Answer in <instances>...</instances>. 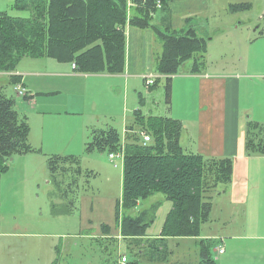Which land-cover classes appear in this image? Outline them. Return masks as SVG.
Instances as JSON below:
<instances>
[{
  "label": "crops",
  "instance_id": "1",
  "mask_svg": "<svg viewBox=\"0 0 264 264\" xmlns=\"http://www.w3.org/2000/svg\"><path fill=\"white\" fill-rule=\"evenodd\" d=\"M207 1L197 0L204 7ZM184 14L186 21L191 14ZM162 15L175 30L171 14ZM233 31L218 35L216 42L215 37L209 38L205 65L199 73L183 71L172 77L170 109L164 105L161 116L181 125L179 144L184 151L231 161L230 182L225 190L213 194L209 222L201 227L220 226L201 238L214 241L215 249L222 248V253H214L213 248L216 264H264V152L254 149L264 147V33L246 31L236 37L237 28ZM146 33L148 29L126 26L125 65L119 74L79 73L72 63L51 58H24L18 64L13 74L23 95L10 85L15 110L26 118L28 143L39 153L11 157L0 174V264H17L20 240L49 238L46 233L34 232L38 228L33 220L20 225L18 213L6 206L8 199H15L13 206L34 218L36 213L60 210L67 195L61 196L57 189L59 202L55 203L54 196L48 199L49 192L40 189L49 179L46 159L81 155L79 151L90 141L93 130L118 132L121 124L122 133L128 127L126 115L134 118V111H143L129 108L130 98L140 90L138 81L143 85L148 75L163 80L155 72L161 49L153 54L149 51L152 34L146 38ZM0 77L8 84L7 73ZM97 106L103 112L97 111ZM118 106L123 111L119 112ZM251 125L256 128L250 130ZM237 214L244 220L235 224ZM20 228L25 231L19 232ZM102 228V236L109 238L110 227ZM6 242L14 246L4 249ZM47 250L50 252V246ZM51 264H57L56 259Z\"/></svg>",
  "mask_w": 264,
  "mask_h": 264
},
{
  "label": "trees",
  "instance_id": "2",
  "mask_svg": "<svg viewBox=\"0 0 264 264\" xmlns=\"http://www.w3.org/2000/svg\"><path fill=\"white\" fill-rule=\"evenodd\" d=\"M175 1L16 0L13 8L29 12V16L15 18L0 13V73L15 72L24 58H51L59 63H72L74 71L85 74L122 73L126 26L147 29L151 17L157 11L170 13L169 6ZM129 2L132 4L130 8L127 7ZM156 2L160 3L159 9L155 7ZM161 23L171 30L168 18H161ZM192 26H188L185 35L165 36L157 33L162 42V51L155 72L164 77V105L168 111L171 105V79L177 74L179 65L196 54H200L199 60L193 59L190 73H199L205 65L209 39L197 37ZM9 78L14 80L10 84L14 87L18 83L17 77ZM158 80L148 87L155 86ZM134 118L139 129L135 125L126 127L127 136L124 134L123 138L122 212L130 211L137 201L161 193L171 202V209L159 234L160 243L163 244V240L168 238L198 237L202 225L209 222L213 194L225 190L230 182V159H209L184 151L179 144L182 127L168 117L144 118L137 110ZM253 128L256 126L251 125L249 129ZM139 132H154V135L147 134L149 143L137 145L135 143L141 141ZM28 133L26 118L15 110L14 98L1 88L0 174L6 171L7 161L11 157L34 151L39 153L29 145ZM121 141L122 137L115 129L93 130L84 150L87 153L107 152L108 155L120 149ZM254 149L264 152V147ZM46 168L52 180L60 172L68 173L72 180L64 192L60 188L59 194H72L74 177L80 173L77 159L52 155L46 159ZM152 207L156 209L155 205ZM118 213L115 214V221ZM125 216L121 219L120 235L123 238L142 239L152 218L146 212ZM206 241L199 242V264H216L211 251L214 244L206 247ZM148 247L154 253L164 248L159 249L152 243Z\"/></svg>",
  "mask_w": 264,
  "mask_h": 264
},
{
  "label": "rangeland",
  "instance_id": "3",
  "mask_svg": "<svg viewBox=\"0 0 264 264\" xmlns=\"http://www.w3.org/2000/svg\"><path fill=\"white\" fill-rule=\"evenodd\" d=\"M15 1L0 0V13H5L15 18L28 17L29 12L17 11L13 8ZM206 4V7H204L197 0H177L175 3H171L169 10L172 16V23L175 26L173 31L167 30L165 25L161 23V17L164 12L157 11L149 20L150 26L147 27L149 33L145 34L146 38L147 34H152L149 51L152 54L160 49L162 51V42L157 33H163L165 36L185 35L190 25H193L192 31L197 37H203L206 40L215 37L214 42L219 38L218 35L227 31L234 32L235 28H237L236 37L246 31L254 32L256 35L264 33V0H208ZM239 5L241 6L240 8H238ZM127 7H129L128 4ZM184 13L191 14L189 15L190 21L183 20ZM223 42L225 44V41ZM199 55L196 54L185 63L180 64L177 74H181L183 71H190L193 59L198 61ZM27 71L23 69L24 73H27ZM7 74L8 84L4 82L5 78L0 77V87H2L5 94L14 97L13 89L10 87L11 82L14 80L9 78L14 76V74ZM16 80L18 81V78ZM22 84L24 85V83ZM137 89L140 90L135 92L129 100L131 111L141 108L144 118L150 117V115H152L151 117H162L164 81L159 79L157 84L150 88L145 85V82L142 85L138 81ZM118 108L119 112L123 111L119 106ZM96 110L100 113L103 112L101 111V106H97ZM126 116L128 120L127 126L135 125L134 127L139 129V126L135 122L133 123L134 118L130 114ZM86 120L87 117H84L83 121ZM137 124H139L138 121ZM120 125L118 126V132L123 141L126 128L120 133ZM147 134L152 136L154 132ZM140 142L137 141L135 144L142 145ZM79 153L82 154L62 155L75 157L80 173L74 177L75 182L71 187L72 194H64V197L67 195V199L64 198L66 205L61 207L60 210L59 207H56L55 212H52V214L49 211L36 213L34 218L21 212V207L13 206L15 199H8L6 206L11 207L12 213H18L17 217L20 225L27 224V222L33 220L36 228H38L34 232H42L49 235L48 239H40L47 238L44 236L31 237L38 239L20 240L17 243L19 247H17V264H51L55 259L57 264H199L200 259L197 255L199 242L207 240L201 238H205V235L211 232L214 233L215 228L220 226L203 227L201 230L203 236L199 234V238L196 237L197 239L168 238L163 240V244L160 243L159 234L167 213L171 209V202L164 198L161 193H154L145 200L137 201L130 211L122 212V162L115 160L114 163H111L107 157V152L94 151L87 153L84 147L81 148ZM51 180L49 175V179L44 182L45 184H42L40 189L46 190V193L49 192L48 199L54 196V202L57 203L59 202V197L55 191L61 188L62 192H64L72 177L68 173L60 172ZM203 188L201 189L204 190ZM154 205L156 209H153L152 206ZM64 209H67L68 212L59 213ZM118 211L117 221H115V214ZM56 212L58 214H54ZM143 212H146L147 216L152 218V222L146 229V235L142 239L123 238L119 233L121 219L126 217L125 215L131 217ZM243 220V216L237 214L235 224L241 223ZM214 223L216 224V222H212V224ZM102 227H110L109 238L102 236L105 229ZM102 230L103 232L101 233ZM24 231L23 228L19 230V232ZM151 243L159 249L164 248L162 251L154 253L148 247ZM204 244L206 247L212 246L214 241L207 240ZM10 246H14V243L6 242L3 247L8 249ZM48 246H50V252L47 250ZM56 249H58V254ZM14 253L13 247V258ZM214 253H217V247L216 249L214 247ZM122 257L125 258V263L120 262Z\"/></svg>",
  "mask_w": 264,
  "mask_h": 264
},
{
  "label": "built area",
  "instance_id": "4",
  "mask_svg": "<svg viewBox=\"0 0 264 264\" xmlns=\"http://www.w3.org/2000/svg\"><path fill=\"white\" fill-rule=\"evenodd\" d=\"M128 8H130V6H132V4L129 2L128 3ZM156 9H159L160 8V3L159 2H156ZM72 68L74 69V65H72ZM157 76H152V75H148L146 77H144V82H145V85L148 87L150 85H152L154 83V81L156 80ZM15 89H18V92H19V95H23V91L22 90H19V87L16 86ZM139 137L141 139V143L143 145L149 143L150 141V138L147 134H145L144 132H139ZM109 161L111 163H114L115 160H120L121 162L123 161V141H121V145H120V149L115 152V153H110L107 155ZM217 253H222V248H218L217 249ZM120 262L121 263H125L126 260L124 257H122L120 259Z\"/></svg>",
  "mask_w": 264,
  "mask_h": 264
}]
</instances>
